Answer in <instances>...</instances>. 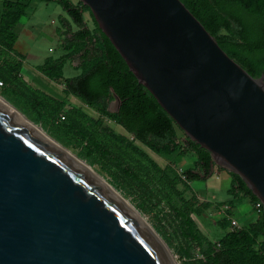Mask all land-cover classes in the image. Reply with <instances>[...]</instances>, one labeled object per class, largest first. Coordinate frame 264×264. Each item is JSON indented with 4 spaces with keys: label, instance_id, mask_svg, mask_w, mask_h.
<instances>
[{
    "label": "water",
    "instance_id": "95a60500",
    "mask_svg": "<svg viewBox=\"0 0 264 264\" xmlns=\"http://www.w3.org/2000/svg\"><path fill=\"white\" fill-rule=\"evenodd\" d=\"M80 1L212 167L239 175L264 209V74L230 57L181 0ZM0 264L168 262L85 174L0 108Z\"/></svg>",
    "mask_w": 264,
    "mask_h": 264
},
{
    "label": "trees",
    "instance_id": "16d2710c",
    "mask_svg": "<svg viewBox=\"0 0 264 264\" xmlns=\"http://www.w3.org/2000/svg\"><path fill=\"white\" fill-rule=\"evenodd\" d=\"M46 2L52 0H44ZM76 24L77 29L68 28L69 37L66 39L68 52L59 57H47L39 70L51 80L62 84L67 94L78 97L87 107L101 116L120 124L127 132L133 135L145 146L157 154L170 155L179 148L177 141L176 124L168 113L161 107L156 98L129 70L127 63L116 50L109 38L98 27L90 9L80 0L73 3L71 0H54ZM196 16L205 28L215 37L220 47L252 76L264 74V10L254 6L255 0H181ZM26 5L20 0L4 1L0 15V81L5 85L1 94L20 109L35 123H41L48 128L47 113L58 115L64 107L63 100H58L36 89L24 81L19 75L20 63L8 56L14 52L17 39L15 27L19 18L24 14ZM264 9V8H263ZM88 12L93 24L89 29L83 12ZM95 35V42L92 40ZM92 44V47H89ZM84 46L81 55L84 66L79 75L64 77L62 70L66 59L70 55V48ZM20 58V53H15ZM25 87L32 100L25 101L14 86ZM119 98L117 111L108 109V102ZM16 96V97H15ZM67 110V109H65ZM65 112H68L65 111ZM75 116L67 120L64 127L48 128L47 131L61 143L68 146H78L86 150L80 153L90 163L91 154L96 151L108 152L114 143L119 146L126 138L115 133L110 126L99 119H93L85 113L72 110ZM64 119L66 118L65 114ZM62 119V120H64ZM89 125H86V122ZM101 127L103 132H99ZM75 129L76 135L69 129ZM79 140V141H78ZM86 140V144L81 141ZM78 141L79 143H75ZM127 144V143H126ZM187 147H181L180 152L185 154L191 151L195 154V168H187L183 175L189 181L205 180L212 172V159L208 150L187 138ZM122 146V145H121ZM120 146V147H121ZM141 164L138 172H132L134 177H147L156 188L160 187L163 197L171 204L184 224L185 232L190 240L201 248L205 256L203 264H264V209L257 211V216L246 225L230 229L229 220H215V224L227 230L216 242L207 238L197 227L191 216L202 211L192 207L189 200L178 196V191L172 179L165 180L163 169L148 158ZM197 168V169H196ZM221 168V167H219ZM223 169V168H222ZM231 177L228 193L231 199L227 201L228 208L241 202L242 197L249 198L254 206L258 198L247 187L239 175L228 171ZM241 194L240 199L236 195ZM231 214L232 212L228 210ZM262 237V239H260Z\"/></svg>",
    "mask_w": 264,
    "mask_h": 264
},
{
    "label": "rangeland",
    "instance_id": "374dc122",
    "mask_svg": "<svg viewBox=\"0 0 264 264\" xmlns=\"http://www.w3.org/2000/svg\"><path fill=\"white\" fill-rule=\"evenodd\" d=\"M71 1L77 3L78 0ZM32 6H35V8L27 14L26 18L19 21L15 27L17 41L14 45V49L24 56H26V54L28 56H37V63H41L47 57L57 58L65 52L60 45L59 33V29H66L64 18L69 21L70 27L74 30L76 29V24L68 16L66 11L63 10L61 5L54 0L48 2L33 0ZM83 16L89 29L93 30L94 24L89 13L85 11L83 12ZM92 42H95V35ZM89 47H92V44H89ZM83 49L84 46L79 45H73V47L70 48V55L66 59L62 70L64 77H73L82 72V67L84 66L81 57ZM8 57L18 61L11 53ZM28 62L34 63L36 61L29 60ZM4 85L5 83L3 84L2 81H0L1 96H3L1 90ZM12 85L15 91L20 93L19 96L21 98L25 99V101L32 100L27 90L24 89L25 87ZM38 88L40 87L38 86ZM71 95L72 94L65 93L64 95L53 96L55 99L63 100L64 107L61 108L58 115L51 112L47 113L45 121L47 122L48 128L57 129L59 126H66V119L68 117V119H70V117L76 115L72 114L73 109H77L93 119H99L105 125L110 124L112 126V122H109L107 117L97 116V114L85 108L82 102L73 98ZM66 106H68V108H66ZM116 106L117 102L114 98L109 100L108 107L111 111L114 110ZM65 109H67L68 112H65L67 111ZM63 114L66 116L65 119L61 117ZM88 123L89 122H86L85 124L89 125L90 123ZM38 124L42 126L40 122ZM43 129L51 135L46 128L43 127ZM97 129L99 132L104 131L101 127H97ZM111 129L115 131V133L124 136L126 142L124 141L121 144L122 146L120 145L121 147L119 144L114 143L109 147L108 152L94 150L90 159L93 163H90L84 156H80V153H84L86 150L82 148L81 144H78V146H73V144L66 146L58 139L51 136L68 149L74 151L80 158L84 159L95 171L128 199L160 237L179 264H203V261H205L204 253L201 248L187 236L181 217L163 197L164 195L160 187L156 188L147 177L143 178L139 176V178H137L132 175V172H138L141 166V164H138V161L146 163L145 157L153 161L163 169L165 180L168 178L172 179V183L179 193L178 196H181L184 200H189L193 208L197 207V209L202 211V213L198 215L192 212L191 216L200 231L213 242H216L227 230H229L222 229L220 226L216 225L215 220H229L230 229H232L246 225L256 218L255 215H252L251 217H246L242 221L237 220L233 222L236 216L232 212V209L228 208L227 201L231 199V196L229 197L226 191L219 192L211 202L208 201V188L206 187L205 180L189 181L185 178L183 171L187 168H195L196 156L191 151H187L185 154L180 152L181 147H187L186 143L188 137L178 126H176L178 137L176 142L179 148L170 155L155 153L149 147L134 139L133 135L126 130H123L121 133L113 128ZM69 131L80 138L75 129L70 128ZM78 141H75V143H79ZM81 143L86 144L87 141L82 140ZM220 198H225L226 200H221ZM235 198L240 199L241 194H237ZM252 209L255 210L253 205ZM228 210L232 213L230 214ZM260 239H262V237H260Z\"/></svg>",
    "mask_w": 264,
    "mask_h": 264
},
{
    "label": "crops",
    "instance_id": "0c3cea01",
    "mask_svg": "<svg viewBox=\"0 0 264 264\" xmlns=\"http://www.w3.org/2000/svg\"><path fill=\"white\" fill-rule=\"evenodd\" d=\"M4 1H8V0H0V15L3 11ZM9 1H15V0H9ZM20 1L26 5V8H25L24 14L19 18L18 22L23 20L24 18H26L27 14L29 12H31L32 9L35 8V6L34 7L32 6L33 0H20ZM36 1L40 2V1H44V0H36ZM44 2H46V1H44ZM64 23H65L66 29L65 30L59 29V33H60V45H61V48L65 52L62 55L58 56L57 58L65 55L68 52V49H66V46H67L66 39L70 35L68 33V28H69L70 24L66 18H64ZM76 29H77V27H76ZM72 30L74 31V29H72ZM16 41H17V39H16ZM16 41H15V43H16ZM14 52L19 53V52L15 51V49H14ZM15 53L11 52V54L14 55L20 63V69H19L18 75L20 77H22V79L24 81H26L28 84H31L36 89H39V90L43 89L42 91H44L45 93L49 94L52 97L64 95L66 93L65 88L62 84L51 80L50 78H48L45 74H43L39 70V66H41L44 63L46 58L41 63H37L38 62L37 56H34V55L28 56L27 54H26V56H24L23 54L20 53L21 55H23V57L20 58ZM29 60H32V61L34 60L36 62L31 63V62H28ZM38 86L40 88H38ZM71 96L75 99H78L80 102H82L78 97H76L74 95H71ZM82 104L85 108H88V110H92L91 108L87 107L83 102H82ZM66 108H68V106H66ZM108 109L110 110L109 107H108ZM92 112L97 114V116L101 117V115L98 114L97 112H95L94 110H92ZM109 122H112V126L109 123H108L109 124L108 126L113 128L114 130L121 132V133L123 130H125L120 124H117L116 122H114L110 119H109ZM205 181H206V187L208 188V201L212 202L214 197L217 196L218 193L221 191H224V192L226 191V193L229 195V197L231 196L228 193V190L230 188V183H231V177H230L227 170L219 168L218 166L214 165L212 167L211 174H209V176L205 179ZM220 199L226 200L225 198H220ZM230 209H232V212L235 214L236 217L234 218V220H236V221L237 220L242 221L246 217H251L252 215L257 216V211L252 209V203L250 202L249 198H247V197H242L240 204H238V205H236Z\"/></svg>",
    "mask_w": 264,
    "mask_h": 264
},
{
    "label": "bare ground",
    "instance_id": "6f19581e",
    "mask_svg": "<svg viewBox=\"0 0 264 264\" xmlns=\"http://www.w3.org/2000/svg\"><path fill=\"white\" fill-rule=\"evenodd\" d=\"M0 108L6 112L18 124L23 126L29 133L58 153L69 164L85 174L101 191L116 203L134 222L147 233L157 247L162 251L168 264H179L175 257L168 250L156 232L150 227L141 213L126 199L116 188H114L104 177H102L94 168L84 159L80 158L74 151L68 149L51 135L43 127L29 119L24 113L18 110L8 100L0 95Z\"/></svg>",
    "mask_w": 264,
    "mask_h": 264
},
{
    "label": "flooded vegetation",
    "instance_id": "af4514ba",
    "mask_svg": "<svg viewBox=\"0 0 264 264\" xmlns=\"http://www.w3.org/2000/svg\"><path fill=\"white\" fill-rule=\"evenodd\" d=\"M253 4H254V6H256L257 8L264 10V9H263V8H264V0H255V1L253 2Z\"/></svg>",
    "mask_w": 264,
    "mask_h": 264
},
{
    "label": "built area",
    "instance_id": "2783aa9c",
    "mask_svg": "<svg viewBox=\"0 0 264 264\" xmlns=\"http://www.w3.org/2000/svg\"><path fill=\"white\" fill-rule=\"evenodd\" d=\"M61 117L64 118L63 115ZM254 207H255L256 211H259V209L262 207V203L260 201H258L255 203ZM233 222H236V220L233 219Z\"/></svg>",
    "mask_w": 264,
    "mask_h": 264
}]
</instances>
